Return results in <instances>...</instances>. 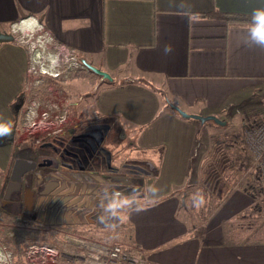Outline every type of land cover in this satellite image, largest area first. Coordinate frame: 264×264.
<instances>
[{
  "label": "crops",
  "instance_id": "crops-1",
  "mask_svg": "<svg viewBox=\"0 0 264 264\" xmlns=\"http://www.w3.org/2000/svg\"><path fill=\"white\" fill-rule=\"evenodd\" d=\"M258 8H264V0H0V31L51 39L60 51L111 78H102L105 85L93 104L98 119L119 134L117 144L130 150L128 156L122 151L130 160L124 177H139L142 193L132 196V205L120 214L101 217L112 222L76 226L100 227L94 235L85 233L110 240L106 229L123 220L128 242L114 240L142 247L157 264H264V242H238L232 236L241 229L226 226L253 204L238 190L222 193L208 215L197 216H203L198 223L180 217L193 208L185 204L180 188L203 183L209 162L203 161L205 142H211L216 129L205 130L204 123L183 118L171 107L214 115L225 126L242 97L257 93L264 84V47L243 43L253 21L232 24L218 15L249 17ZM21 14L28 16L20 20ZM23 22L31 28L19 31ZM27 66L24 45L0 43V125H11V103L21 91ZM18 138L0 142V208L33 212L44 223L38 210L24 208L22 189L6 193L14 159H28L16 144L28 145L30 138ZM26 179L24 188L31 181Z\"/></svg>",
  "mask_w": 264,
  "mask_h": 264
},
{
  "label": "rangeland",
  "instance_id": "rangeland-1",
  "mask_svg": "<svg viewBox=\"0 0 264 264\" xmlns=\"http://www.w3.org/2000/svg\"><path fill=\"white\" fill-rule=\"evenodd\" d=\"M8 31L9 29H5L1 32ZM29 33H12L15 37V40L10 41V43H18L24 45L27 51L28 58L27 72L23 79L21 91L11 103L14 111V128L13 135L11 137L12 140L18 138V135H20V137H23L25 135L26 138L33 136L29 134L33 132V129H36L37 132L41 133V130L43 129L42 124L44 118L47 115H57V117L54 119L55 121L53 120V126L51 127L59 126L57 119H60V116H63V114L66 115L64 120L66 123H71L73 121V117L77 115L76 113H80L82 116H88V113L93 110H97L95 109V106L93 104V97H95L97 90H99V88H103L105 85L103 84L104 82L101 83V80L103 81L104 78L102 79L96 76L95 73H91L90 71H88L82 65L79 58L71 53H68L67 51H60L57 46H55V44L50 42L51 39H35L37 35L34 32ZM31 33L34 34V37L31 35ZM35 52L41 53L39 54L41 55L40 58H38L37 60L33 58V53ZM52 55H55L56 59L54 66H51L48 59L49 57H54ZM41 58L43 61H41ZM56 73L59 74L55 77L52 76ZM92 85H95L96 87L92 88ZM93 89L96 91L93 92ZM64 92L71 95L70 97L66 95L67 99L65 101H67V103H69L70 100H78L80 102V106L76 107L66 104L65 107V97L63 95ZM255 92L257 93H254L251 97H242L243 100L239 101V104L235 105L234 109L226 118L227 125L219 126L214 125L211 121L204 122L202 126L203 129L209 130L212 126H214L216 129L215 132L214 130H211V133L213 135L211 137V142L209 144V140H206L205 142V145L208 148L203 161L206 160L207 162H209L206 165L207 168H204V172H202V184L196 183L180 188L179 192L184 195L185 204L193 206V208L190 210V213L187 214V217L185 215H181V218L187 219L189 222L192 220L193 222H200L203 216L200 220L197 216H200L203 212L208 215L215 203H217L218 201L216 194H219L220 192L224 193L227 190H230L232 192L238 190L240 193H242V195H245L248 197V199L252 200L253 204L254 201H256L257 204L251 205L255 209L254 213L260 212L258 207H262V204H264V195L260 188V181L256 165L253 164L252 157L246 150V147L243 143V130L245 129L246 125L253 119L260 118L264 115V84L260 87V89H255ZM77 95L81 96L77 98ZM61 96L62 99H60ZM97 114H95L96 117H98ZM34 120L36 121V125H32ZM35 126L37 127L33 128ZM53 129L54 128H52L51 130ZM42 139L43 136H39L33 140L34 142L30 141V144L28 145H26L25 143L20 144L19 142V146L18 143L16 144V146L19 150V153L21 155L28 156V158H36L44 155L46 156V150L38 149L37 147V140L39 141ZM126 146L129 150L130 145L126 143ZM21 148H24V150ZM33 149H35L36 152L33 151ZM121 149L126 154V156L129 155L130 150L129 152H125L123 147H121ZM125 154H123V157L127 158L125 157ZM116 158H119V156H116ZM201 170L203 171V169ZM25 177L28 178V176L24 175L21 185L26 184L27 179ZM135 185L137 186V188L132 191L133 198L142 193L141 185L136 183ZM217 191L220 192L218 193ZM260 209L264 210L263 208ZM121 211L122 210H120L117 214H120ZM251 213L254 216V213ZM21 215L23 217L21 219H17L10 212H7L0 208V234L9 237H12L15 234L19 237L21 236L20 238L22 239H32L35 238V236L38 234L43 235L42 233L35 231L34 229L21 228L20 225H22V222H24V224L26 223L27 226H32L34 224L33 221L27 219V215L25 213H21ZM245 221L248 225H250V227H252V229L247 232H242L240 235L232 236L233 239L237 240L238 242L247 243V241H252L251 239L254 232L253 228H255V224H252L254 223V219L252 218ZM108 222L112 221H110V219L107 217L100 218L92 225H103L107 224ZM53 223L57 224L55 222ZM124 223L125 222L121 220L116 228L106 229V232L110 233L107 234V238L114 239L116 237H120L123 241L128 242V238L125 239L123 236ZM67 224L61 223L60 225L67 226L62 228L79 232L82 230L81 232H89L92 235H94L93 231L95 229H102L100 227H94L89 230L88 228H79L72 223H69L68 225ZM241 225L242 224H239V222H235L234 220L232 224H228L226 226L231 228L236 227L232 229H237L241 228ZM56 226L59 227L58 225ZM43 236L46 239V241L42 242L43 245L48 246L50 243L51 245H53L52 237L50 235L45 233ZM95 237L99 238V240L106 239L104 237ZM22 242L23 241H21V243ZM30 243L33 242H23V246L25 244L23 248V260L29 259V255L27 254L29 250L27 248ZM14 249V247H7L3 242L0 241V254L2 253L0 256V264H3L4 261L8 262L7 264H12L13 256L11 250ZM38 249L39 248H36L35 250ZM38 251L39 252L37 255L41 254L42 256H44V254L41 252H46L45 249ZM17 255L19 254L17 253Z\"/></svg>",
  "mask_w": 264,
  "mask_h": 264
},
{
  "label": "water",
  "instance_id": "water-1",
  "mask_svg": "<svg viewBox=\"0 0 264 264\" xmlns=\"http://www.w3.org/2000/svg\"><path fill=\"white\" fill-rule=\"evenodd\" d=\"M25 18L26 16H22L20 20ZM14 40L15 37L11 30L8 32L0 31V43ZM81 63L87 70H90L101 78L111 79L105 71L99 70L83 60H81ZM171 107L179 116L197 120L201 124L206 121H211L219 126L225 124V121L218 119L214 115L191 114L182 111L177 106L171 105ZM12 135V131L1 135L0 142L12 140ZM65 135L64 138L55 136V140L48 143L47 147L51 152L49 157H47L48 151L45 149V153L47 154L46 156H39V161L15 158L6 187V193L8 194L13 191H19L23 176L27 175L29 181H31L28 187L21 190L24 208L30 210L34 207L35 210H38L39 219L43 217L44 223L47 221L49 223H62V217L66 220L68 214L71 212V206L75 205L76 199L66 203V199L63 197L65 194H69L68 198H71L73 194H83L84 192L87 194L91 192L96 184L99 187L92 192H102L110 184L114 183L113 178L119 181L123 179V177H120L121 175H119L118 171L108 164V161H106V164L102 162L103 157L99 156V153H103V148L100 147L101 150L96 151L95 154L99 156V160L93 163L95 161L93 159H96V156L93 152L87 150L88 142L86 144L79 134L76 135L75 129L68 130ZM88 136H91V134L89 133ZM67 137H69L68 140ZM86 141L89 140L86 139ZM68 156L71 157L70 160ZM114 159V166H117L119 159L115 157ZM89 182H93V186ZM86 184H88V187H85ZM115 190L118 189L113 188L108 192ZM98 203H100L99 200ZM104 206H107V204L100 205V207ZM83 214L84 212H80V210H73L70 215L75 220L73 223L75 224L79 220H84ZM89 222L93 223L94 221L89 220ZM64 223L67 222L65 221Z\"/></svg>",
  "mask_w": 264,
  "mask_h": 264
},
{
  "label": "built area",
  "instance_id": "built-area-1",
  "mask_svg": "<svg viewBox=\"0 0 264 264\" xmlns=\"http://www.w3.org/2000/svg\"><path fill=\"white\" fill-rule=\"evenodd\" d=\"M243 140L253 164L256 165L260 188L264 195V116L255 118L246 125ZM21 213H25L27 219L34 222L32 226L22 222L21 228L34 229L43 235L46 233L53 241V245L50 243L48 246L34 242L27 245L29 259L24 260L27 264H157L136 244L126 245L114 239L99 240L85 232L62 228L67 227L64 225L48 221L37 222L33 212H26L23 209L11 214L21 219L23 217ZM36 248L45 249L46 252H41L44 256L37 255L39 251L35 250Z\"/></svg>",
  "mask_w": 264,
  "mask_h": 264
},
{
  "label": "flooded vegetation",
  "instance_id": "flooded-vegetation-1",
  "mask_svg": "<svg viewBox=\"0 0 264 264\" xmlns=\"http://www.w3.org/2000/svg\"><path fill=\"white\" fill-rule=\"evenodd\" d=\"M90 71V70H88ZM91 72V71H90ZM93 73V72H91ZM59 73H56L52 76H57ZM96 87L95 85H92V88ZM96 91L93 89V92ZM63 92V90H62ZM65 93V92H64ZM64 99H67V96L70 97L71 95L69 93H65ZM67 95V96H66ZM97 95V94H96ZM81 95H77V98H79ZM62 99V96L60 97ZM65 107L66 104L69 106H76L79 107L80 102L78 100H70L69 103L65 101ZM61 107V105H60ZM65 110V109H64ZM97 110H93L90 113H88V116H82L80 113H76L77 115L73 117V121L67 126V123L64 121L65 120V114L63 116H60V119H57L58 125L56 127H51L53 126V120L57 117V115H45L46 117L44 118L42 127L43 129L41 130L42 132L39 133L37 132L36 129H33V132L29 133L30 135V141L32 142L36 137L43 136L42 140H37V147L38 149H46L48 151V156L51 155V152L49 151V148L47 147L48 143H51L52 140H55V136L59 138H64L66 136L65 134L67 133L68 130L70 129H75L76 135L79 134L80 138L87 144V150L89 152H93V154L96 156V159L93 163L97 162L99 160V156L101 155L103 157L102 162L106 164V161H108V164L111 165L118 171L120 177H123L121 181L116 180L113 178V184H110L108 187H106L102 192H92L94 189L96 190L99 185L96 184L94 185V188L91 190L89 193H83V194H73L72 197L68 198L69 194H65L63 197L66 203H69L71 200L76 199L75 205H72L70 208V214H68L66 220L65 218L62 217V223L65 221L67 223H73L74 218H71L70 215L72 214L73 210H80V212H84L83 217L84 220H79L75 224H84V225H91L98 219H100L103 216H108L110 215L105 209L106 206L100 207V205L104 204H109L111 201L114 199H131L132 197V191L137 188L135 185L138 184L139 177L136 179L132 178H125L124 175L128 173V168L130 163H128L130 160L128 158L123 157V152L120 147V145L117 144V141L119 140V134H116L115 130L113 129V125L109 123L108 121H101L96 117L95 112ZM98 115V114H97ZM55 121V120H54ZM32 125H36V121L34 120ZM37 126L33 127L36 128ZM54 128L53 130H51ZM50 129V130H49ZM13 132V131H12ZM91 134V136H88V134ZM69 137H67L68 140ZM120 138H123L122 135ZM49 139V140H48ZM88 139L89 141H86ZM36 141V140H35ZM34 142V141H33ZM32 144V143H31ZM103 148V153H99V156L96 155V151L101 150ZM24 150V148H21ZM32 150V149H31ZM33 151L36 152L35 149ZM119 156V160L117 162V166H114V157ZM42 158V157H40ZM93 158V157H91ZM28 159L33 160V161H39V157L33 158L29 157ZM68 159L70 160L71 157L68 156ZM82 165V164H80ZM119 165V166H118ZM141 184V181H139ZM91 186H93V182H89ZM121 186V188H119ZM85 187H88V184H86ZM23 185H20V189H23ZM117 188L118 190L108 192L110 189ZM94 190V191H95ZM98 203L97 204V202ZM67 210V209H66ZM65 210V211H66ZM65 220V221H64ZM89 220L94 221L93 223L89 222ZM83 222V223H81Z\"/></svg>",
  "mask_w": 264,
  "mask_h": 264
},
{
  "label": "trees",
  "instance_id": "trees-1",
  "mask_svg": "<svg viewBox=\"0 0 264 264\" xmlns=\"http://www.w3.org/2000/svg\"><path fill=\"white\" fill-rule=\"evenodd\" d=\"M22 16H28V15L21 14V17ZM213 16H214V14H213ZM218 16L224 17V19L226 21H229L232 24L238 23V22H247L248 19H249V21H252V16H249V17L239 16V15H222V16L218 15ZM209 17H212V15ZM76 76H78V75H76ZM11 110L13 111L12 106H11ZM13 115H14V111H13ZM13 123H14V116L12 117V122H11V125L9 127V129H10L9 132L13 131V128H14ZM5 141H8V140H5ZM221 171H222V169H221ZM226 178H227V176H226ZM216 197L218 198L217 199L218 201L221 200L222 199V193L220 192L219 194H216ZM259 210H260L259 213H257V212L254 213L255 209H254V207H252V205H250V206L246 207L245 209L241 210L239 213L235 214L233 217V220H235V222H239V224H242L241 228H239V230L240 229L241 230L238 231V235H240L242 232L250 231V229H252V227H250V225H248L245 220H249L252 218L254 219V223H252V224H255V228H253L254 232H253V236L251 239L252 241H247L248 243L264 242V210H262V209H259ZM251 212L254 213V216ZM13 239H15V240H13ZM0 241L3 242L7 247H14L15 248L14 250H11L13 259L15 257V259H14L15 264H27L23 260V257H24V249L23 248L25 246V244L23 246V242H25V243L26 242L42 243V242L46 241V239L43 235H40V234L36 235L35 238H32V239L31 238L30 239H27V238L22 239L15 234L12 237L0 234ZM21 241H23V242L21 243ZM17 253L19 255H17Z\"/></svg>",
  "mask_w": 264,
  "mask_h": 264
},
{
  "label": "clouds",
  "instance_id": "clouds-1",
  "mask_svg": "<svg viewBox=\"0 0 264 264\" xmlns=\"http://www.w3.org/2000/svg\"><path fill=\"white\" fill-rule=\"evenodd\" d=\"M252 27L249 29V38L243 43L264 47V8L254 9L252 13ZM9 127L0 125V135L9 132ZM133 201L130 199H114L106 206V211L115 216L120 210L128 208Z\"/></svg>",
  "mask_w": 264,
  "mask_h": 264
},
{
  "label": "bare ground",
  "instance_id": "bare-ground-1",
  "mask_svg": "<svg viewBox=\"0 0 264 264\" xmlns=\"http://www.w3.org/2000/svg\"><path fill=\"white\" fill-rule=\"evenodd\" d=\"M28 28H31V26H30V24H28L27 22H23V23H21L20 25H18V30L19 31H25L26 29H28ZM30 34V33H29ZM34 54V53H33ZM37 58H39L40 56H38L37 55V53L35 52V54H34ZM49 59V63L51 64V66L53 65H55V62H56V59L54 58V57H49L48 58ZM41 61H43L42 60V58H41ZM44 71V70H43ZM50 73V72H49Z\"/></svg>",
  "mask_w": 264,
  "mask_h": 264
}]
</instances>
